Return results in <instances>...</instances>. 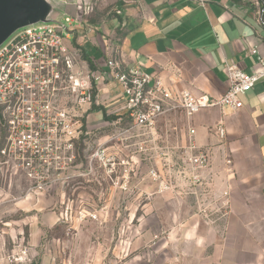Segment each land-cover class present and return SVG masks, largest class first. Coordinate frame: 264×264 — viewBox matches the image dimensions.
Wrapping results in <instances>:
<instances>
[{"label": "rangeland", "instance_id": "374dc122", "mask_svg": "<svg viewBox=\"0 0 264 264\" xmlns=\"http://www.w3.org/2000/svg\"><path fill=\"white\" fill-rule=\"evenodd\" d=\"M58 7L55 19L63 23L65 6ZM95 88L96 103H66L81 119L82 133L73 161L51 170L42 189L30 190L24 170L8 167L0 156L3 254L27 246L29 256L19 264H210L212 254V264H264L262 252L243 234V217L230 216L243 194L233 156L209 147L211 162L195 179L186 158L196 150L179 146L186 128L183 112L161 118L150 135L132 129L128 114L113 118L115 109L105 110ZM95 109L113 117L102 122L103 113L94 115ZM169 136L170 152L164 147ZM99 146L112 157L106 164L92 156ZM62 157L67 161L66 154ZM224 244L239 249L235 260L222 261Z\"/></svg>", "mask_w": 264, "mask_h": 264}, {"label": "crops", "instance_id": "0c3cea01", "mask_svg": "<svg viewBox=\"0 0 264 264\" xmlns=\"http://www.w3.org/2000/svg\"><path fill=\"white\" fill-rule=\"evenodd\" d=\"M257 1L206 0L201 4L198 0H59L65 6L66 17L76 23L71 27L69 42L84 61L93 64L94 70H108V60L139 64L175 90L188 89L212 97H220L228 88L227 64L236 63L249 73L259 68L253 49L264 54V14H259ZM98 97L106 111L115 109L116 120L127 115L119 83L107 79L99 85ZM242 99L244 105L236 110L214 106L191 116L184 113L186 128L180 132L179 146L189 148L193 143L196 151L212 147L215 154L233 156L235 182L243 197H235L240 203L233 206L230 216L243 217V234L258 253L262 252L264 263V78ZM95 112L103 113L98 120H109V111ZM173 112L160 119L170 120ZM219 126L224 127V135ZM154 129L149 130L150 135ZM164 139V147L170 152L171 136ZM235 228L229 224L231 236ZM236 249L235 244L220 245L222 261L235 260ZM3 251L0 241V258ZM208 259L212 264L213 254Z\"/></svg>", "mask_w": 264, "mask_h": 264}, {"label": "built area", "instance_id": "2783aa9c", "mask_svg": "<svg viewBox=\"0 0 264 264\" xmlns=\"http://www.w3.org/2000/svg\"><path fill=\"white\" fill-rule=\"evenodd\" d=\"M256 3L262 16L264 0ZM65 19L63 23L24 27L0 46V156L8 167L24 170L33 184L30 190L42 189L49 182L51 170L73 161L82 123L66 103H94L95 85L99 87L107 79L122 88L131 128L152 130L163 115L172 111L191 116L214 106L239 109L244 105L242 96L264 78V54L257 48L253 49L259 65L255 72L249 73L236 63L227 64L228 88L220 97L175 90L139 64L108 60V70L91 72L69 42L73 18ZM218 130L224 135L223 126ZM190 132L194 134L195 130ZM194 148L192 143L189 149ZM65 154L67 161L61 162ZM92 156L105 164L112 160L104 146L96 148ZM186 160L193 177L199 179L201 170L211 162L210 149L201 148ZM29 253V248L22 246L0 258V264H19Z\"/></svg>", "mask_w": 264, "mask_h": 264}, {"label": "water", "instance_id": "95a60500", "mask_svg": "<svg viewBox=\"0 0 264 264\" xmlns=\"http://www.w3.org/2000/svg\"><path fill=\"white\" fill-rule=\"evenodd\" d=\"M59 4L53 0H0V46L24 27L57 22Z\"/></svg>", "mask_w": 264, "mask_h": 264}, {"label": "trees", "instance_id": "16d2710c", "mask_svg": "<svg viewBox=\"0 0 264 264\" xmlns=\"http://www.w3.org/2000/svg\"><path fill=\"white\" fill-rule=\"evenodd\" d=\"M90 66L93 68V64H92V63H90ZM93 69H94V68H93ZM111 117H113V116H110V115H107V116H106L107 119H110ZM113 118H115V117H113Z\"/></svg>", "mask_w": 264, "mask_h": 264}]
</instances>
